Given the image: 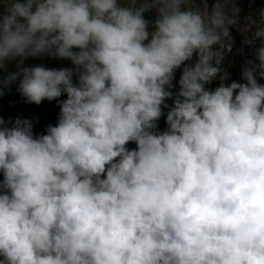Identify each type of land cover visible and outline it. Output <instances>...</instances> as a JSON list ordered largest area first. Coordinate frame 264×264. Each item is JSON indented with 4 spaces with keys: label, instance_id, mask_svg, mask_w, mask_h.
<instances>
[{
    "label": "clouds",
    "instance_id": "1",
    "mask_svg": "<svg viewBox=\"0 0 264 264\" xmlns=\"http://www.w3.org/2000/svg\"><path fill=\"white\" fill-rule=\"evenodd\" d=\"M0 9V97L59 107L38 135L0 116V264H264V8L230 84L238 0ZM45 56L72 67L25 66Z\"/></svg>",
    "mask_w": 264,
    "mask_h": 264
},
{
    "label": "crops",
    "instance_id": "2",
    "mask_svg": "<svg viewBox=\"0 0 264 264\" xmlns=\"http://www.w3.org/2000/svg\"><path fill=\"white\" fill-rule=\"evenodd\" d=\"M264 0H238L239 6L241 8V24L232 25L233 28L231 30L233 47L232 50L226 51L225 59L221 63L222 70H225L229 74V78L225 83L230 84L232 81L244 82L241 79V67L244 64L245 59H254V48H250L245 46L243 48V54H237V50L241 48L242 42L244 40V35L241 32H245L247 29V25L243 24L244 17L248 15H255L261 7V4ZM2 11V9H0ZM151 30V29H150ZM239 30V31H238ZM241 31V32H240ZM226 43L230 44V41H226ZM259 42L256 43V47H259ZM35 65H43L45 67H49L51 65V58L47 56L43 58H29L25 61V66H35ZM63 67H72L71 61L69 60H61L54 59V68H63ZM15 64L9 63L6 67V70L0 71V76H6L8 72L15 71ZM221 82L218 78L216 79ZM259 83L264 84V80H259Z\"/></svg>",
    "mask_w": 264,
    "mask_h": 264
},
{
    "label": "trees",
    "instance_id": "3",
    "mask_svg": "<svg viewBox=\"0 0 264 264\" xmlns=\"http://www.w3.org/2000/svg\"><path fill=\"white\" fill-rule=\"evenodd\" d=\"M50 68H54V59H51ZM176 80H179L180 71L176 72ZM220 82L218 80L213 81L209 86L211 88L218 87ZM59 99H66V95H62ZM167 103L171 104V101ZM59 113V107L57 101L45 100L39 106L35 104H26L19 93L16 91V86L12 85L9 91H6L5 95L0 97V116L5 120L8 118L15 119L20 117L22 119H28L33 122L34 134L38 135L44 133L45 127L49 124L53 126L57 123V117ZM159 130L163 131L166 128L165 119L162 117L158 122ZM128 147L135 148V144H129ZM2 179V174H0Z\"/></svg>",
    "mask_w": 264,
    "mask_h": 264
},
{
    "label": "rangeland",
    "instance_id": "4",
    "mask_svg": "<svg viewBox=\"0 0 264 264\" xmlns=\"http://www.w3.org/2000/svg\"><path fill=\"white\" fill-rule=\"evenodd\" d=\"M261 7L264 8V2L261 4ZM145 18L146 19H152V17L151 16H148L147 14H146V17Z\"/></svg>",
    "mask_w": 264,
    "mask_h": 264
}]
</instances>
